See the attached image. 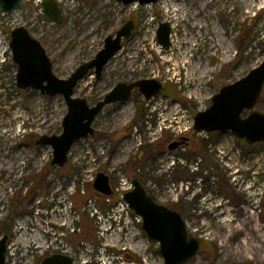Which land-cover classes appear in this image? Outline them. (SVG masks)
Segmentation results:
<instances>
[{
    "label": "rangeland",
    "instance_id": "1",
    "mask_svg": "<svg viewBox=\"0 0 264 264\" xmlns=\"http://www.w3.org/2000/svg\"><path fill=\"white\" fill-rule=\"evenodd\" d=\"M22 1L19 11L0 9L5 264H41L55 254L74 264H165L160 243L123 199L135 178L158 203L178 211L189 236L200 241L198 255L186 264H264V142L249 145L231 131L194 129L195 116L221 87L264 61V0H53L60 24L45 20L39 0ZM129 20L136 25L131 38L101 78L91 73L80 81L75 96L94 105L118 83L142 79L161 82L162 90L147 100L136 89L129 100L106 106L93 122L95 134L74 144L63 168L53 166V148L37 142L63 132L68 107L61 95L19 89L11 30L26 27L55 74L66 79ZM162 23L170 25L180 53L171 35L169 49L160 44ZM255 110L264 112V90ZM100 172L110 178L111 196L94 188ZM34 219L48 231L32 239L41 237L42 248L30 245L32 237L19 238L18 224L31 234Z\"/></svg>",
    "mask_w": 264,
    "mask_h": 264
},
{
    "label": "water",
    "instance_id": "2",
    "mask_svg": "<svg viewBox=\"0 0 264 264\" xmlns=\"http://www.w3.org/2000/svg\"><path fill=\"white\" fill-rule=\"evenodd\" d=\"M125 5L138 2L141 5L156 3L159 0H118ZM48 22L61 23L62 16L58 5L52 0L43 3ZM21 8V0H0V9L12 13ZM135 22L129 20L114 35H109L103 48L89 61L79 65L71 75L62 79L53 70V62L42 43L33 37L24 26L11 30L10 47L13 60L18 65L17 85L19 89L39 90L43 95L55 97L61 95L68 107L63 119V132L60 135H44L38 140L40 145L53 148L51 164L63 168L69 159L74 144L93 136V122L108 105L129 100L135 89L149 100L162 90V84L153 79L136 82H120L115 85L96 104L90 105L85 97H76L75 90L80 81L90 73L99 79L108 63L123 47V41L129 39L134 31ZM171 28L167 23L160 26L158 39L169 49ZM264 90V61L241 79L224 85L212 98V104L195 116L194 129L197 132L231 131L237 138L249 145L264 142V112L255 110ZM245 112H249L244 116ZM179 144H170L174 150ZM133 188L124 194L130 208L143 219V228L153 240L160 243V252L165 264H186L200 251L201 243L189 236L182 215L163 204L158 203L147 191L139 178L132 181ZM94 188L102 195L111 196L113 189L110 178L103 172L97 174ZM7 237L0 241V264H5ZM69 256L55 254L45 258L41 264H74Z\"/></svg>",
    "mask_w": 264,
    "mask_h": 264
},
{
    "label": "bare ground",
    "instance_id": "3",
    "mask_svg": "<svg viewBox=\"0 0 264 264\" xmlns=\"http://www.w3.org/2000/svg\"><path fill=\"white\" fill-rule=\"evenodd\" d=\"M179 10L178 9H174V12H178ZM181 11H179V13H180ZM178 13V14H179ZM181 17L180 16H177V18H175L176 20H178V19H180ZM171 41H172V43L174 44L175 43V45H176V47L178 48L177 50H178V53H180V45H179V43H178V41L177 40H174L173 39V35H171ZM231 160H233L232 158H231ZM2 169L3 170H7L5 167H2ZM236 172V171H235ZM246 187V186H245ZM240 188V187H239ZM64 204V203H63ZM61 205V204H60ZM62 208H64V207H62ZM55 212V211H54ZM41 213V212H40ZM61 213H62V216H63V218L64 217H66V210L64 209V210H62L61 211ZM51 214V213H50ZM58 214V213H57ZM68 215V214H67ZM55 217V216H54ZM51 219H49L50 221L49 222H51V223H56L57 222V219H53V217L51 216L50 217ZM60 221V220H59ZM44 223V222H43ZM47 223V222H46ZM63 224V223H62ZM22 225H24L23 223H21V224H18V232H19V234L21 233L22 235H20L19 236V238H21L22 239V237L24 236H29V237H32L31 238V240H30V245H32V246H38V243H42V239H41V237H38V238H36L35 240H32L33 239V237L35 236V235H38L39 234V232H43V231H45V228H46V225H41L37 220H35L34 219V226L36 227V229L37 230H35V231H32L31 232V234H27V232H28V229H26L25 228V226H22ZM48 230V229H47ZM17 232V233H18ZM46 232H48V231H46ZM46 232H45V234H46ZM48 235V234H47ZM17 238V237H16ZM39 248H42V247H44L42 244L41 245H39L38 246Z\"/></svg>",
    "mask_w": 264,
    "mask_h": 264
},
{
    "label": "built area",
    "instance_id": "4",
    "mask_svg": "<svg viewBox=\"0 0 264 264\" xmlns=\"http://www.w3.org/2000/svg\"><path fill=\"white\" fill-rule=\"evenodd\" d=\"M40 2H42L41 0H39Z\"/></svg>",
    "mask_w": 264,
    "mask_h": 264
}]
</instances>
